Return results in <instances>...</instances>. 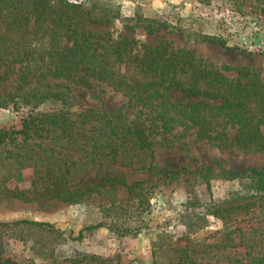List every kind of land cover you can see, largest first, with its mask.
<instances>
[{
	"label": "trees",
	"instance_id": "1",
	"mask_svg": "<svg viewBox=\"0 0 264 264\" xmlns=\"http://www.w3.org/2000/svg\"><path fill=\"white\" fill-rule=\"evenodd\" d=\"M231 1L253 2L264 16V0ZM103 23L105 15L97 17L94 9L67 0H0V81L14 74L36 80L33 86L17 87L0 98V108L27 110L20 129H0V196L47 212L64 205L95 206L100 221L86 229L106 227L120 236H135L146 226L142 220L149 206L146 185L164 183L172 173L154 162L156 145H173L193 135L219 147L264 155V78L246 67H216L169 42L149 45L123 32L88 28ZM135 26L151 34L165 24L137 17ZM198 38L226 44L215 36ZM231 69L234 77L224 74ZM60 80L85 88L94 82L105 84L126 98L131 117L124 106L79 112L75 109L79 97L67 85L54 83ZM45 105L50 110L38 111ZM108 163L148 179L127 184L123 173L103 175L92 183L85 179ZM24 169L31 170L28 187L10 186ZM226 175L249 179V184L241 182L245 195L233 193L213 210L208 207L207 213L222 219L226 229L212 245L220 252L216 261L220 257L227 264H264V226L251 229L241 242L244 252L225 256L226 250L238 247L232 235H245L232 226L228 212L249 211L257 202L264 207V167ZM118 193L125 197L118 198ZM13 228L39 235L41 241L34 242L39 244L36 257L54 261V247L64 235L61 230L31 220L0 223V233ZM81 235L82 231L78 238ZM0 264L16 263L0 256Z\"/></svg>",
	"mask_w": 264,
	"mask_h": 264
},
{
	"label": "rangeland",
	"instance_id": "2",
	"mask_svg": "<svg viewBox=\"0 0 264 264\" xmlns=\"http://www.w3.org/2000/svg\"><path fill=\"white\" fill-rule=\"evenodd\" d=\"M67 1L94 9L97 17L105 15V23L88 25L91 31H112L115 34L123 32L149 45H155L159 41L169 42L174 48L194 51L216 67H246L264 78V16L254 8L253 2ZM137 17L155 20L165 24V27L147 34L143 27L135 26ZM198 34L221 38L226 44L220 46L202 41ZM224 74L234 77L236 71L231 69ZM35 83V79H20L15 74L8 75L0 81V98L17 87L27 84L33 86ZM54 83L67 85L79 97L80 105L75 108L79 112L90 108L118 109L124 106V113L131 117L132 110L126 106V98L105 84L94 82L92 88H85L66 80ZM48 110V105L38 109ZM26 111H16L11 106L0 108V129H20L22 120L27 116ZM153 150L156 165L172 173L164 183L150 181L146 185L145 190L150 191L145 195L149 206L142 214L146 226L137 235L120 236L106 227L86 229L100 221L95 206L64 205L47 212L37 210L33 204L10 202L0 196V223L17 220L45 222L64 233L54 247V261L46 262L35 255L39 244L34 242L36 239L41 241L39 235L21 233L18 228L2 229L0 256L16 264H175L179 259L180 264H227L220 257L216 261V255L220 252L212 247L219 242L221 233L226 229L222 219L207 213L208 207L213 210L212 206L228 201L233 193L245 195L241 182L248 185L249 179L229 178L226 173L264 167V155L244 152L235 147H219L211 142L197 140L193 135L184 136L173 145H156ZM118 173L124 174L127 184L148 179L147 175L134 173L111 163L96 167L85 179L92 183L100 176ZM30 179L31 170L24 169L19 172L16 181L9 185L18 189L26 188ZM117 197H125V194L118 193ZM260 206L257 202L250 206L249 211L231 209L228 212L232 226L242 229L245 235L241 236L238 232L232 235L233 244L238 247L226 250L225 256L232 257L235 252H244L241 242L247 239L252 228L264 226V207ZM81 231L82 235L78 238ZM185 253L192 254L193 257L188 259Z\"/></svg>",
	"mask_w": 264,
	"mask_h": 264
}]
</instances>
